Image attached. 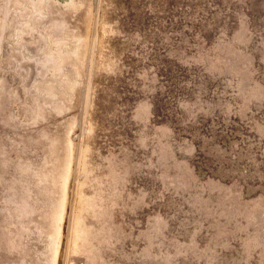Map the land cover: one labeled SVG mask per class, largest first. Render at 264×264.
Segmentation results:
<instances>
[{
	"label": "rangeland",
	"instance_id": "374dc122",
	"mask_svg": "<svg viewBox=\"0 0 264 264\" xmlns=\"http://www.w3.org/2000/svg\"><path fill=\"white\" fill-rule=\"evenodd\" d=\"M30 2L0 0L3 246L15 225L30 245L47 242L41 210L69 116L73 178L55 264H264V0H89L79 77L57 54L73 44L60 20V37L37 29L43 8ZM73 2L85 19L88 0ZM85 151L106 203L103 225L84 218L72 247Z\"/></svg>",
	"mask_w": 264,
	"mask_h": 264
},
{
	"label": "bare ground",
	"instance_id": "6f19581e",
	"mask_svg": "<svg viewBox=\"0 0 264 264\" xmlns=\"http://www.w3.org/2000/svg\"><path fill=\"white\" fill-rule=\"evenodd\" d=\"M73 1L74 0H68V1H65V3H63V4L53 2L52 0H42V1H40V0L36 1L35 0V2H33V3H31L32 2L31 1L30 6L32 7V10H34L35 7H37V6L39 7V9H40V7H42L43 12H37V13H40L41 16L44 15V17L36 16V18H34V19L31 18V24H33L35 27H37V29L38 28L42 29L44 27L47 28V27L52 26V28L50 30H48L47 32L51 33V36L55 35V36L60 37V35H61L60 32L58 31L56 33L54 31V28H53L54 27V23H53L54 18H56V19L58 18V20H60L61 25L59 26V30H61V33H62L61 37H63V40L65 41V43L71 41L73 44H72L70 50L61 49V51L58 50L57 54L61 55L62 61H65L64 59H66V61H67V59H69L68 61L72 62L71 64H72L73 68L70 67L71 68L70 71H73L74 76L79 77L80 70H81V59H82L83 53L85 51L86 33L88 30L91 15H90L89 0H88V6H87V16L85 17V19L82 16V12L80 11V10H82L83 4L74 3ZM16 4H17V2L15 3V5ZM18 4H20V2H18ZM37 13L34 12L33 14L35 15ZM108 24H109L108 20L103 16V18H101V21H100V32L102 34H106V32H108V29H109ZM64 26H66V29H69L67 27H71L73 33L70 34L69 31L65 32L63 29V28H65ZM90 26H92V25H90ZM93 31H95V30H93ZM63 32H65V34ZM103 49H104L103 46L99 47L97 57L100 60L97 61L98 65L101 64L103 51H104ZM69 53H71V55ZM88 58H89V56H88ZM58 64H57V67L62 66L60 72L68 71V70H66V67H67L66 65H62L61 63L59 65ZM85 68H86V66H85ZM98 71H99V68L97 70V73H98ZM61 74L64 75L65 73H61ZM86 81L87 80H85V82ZM70 91L74 92L73 95H71L72 96L71 98H73V103H74V101L76 103L77 98H78L79 88L77 87V85L74 84V82L71 83ZM51 99L52 98H50V102H51ZM63 109L65 110V106L60 108V110H63ZM90 119H91V116L89 114L88 122H90ZM61 122H62V124H60V126L57 127L58 131H59L58 132V138H59L58 152L55 156L54 163H53L52 167L50 168V170H51L50 173L52 176L51 177L52 182H51L49 192H48L47 196H45L46 202L50 201V203L48 205L43 206V209L41 210V216H40V218L42 220V227H43L42 229L44 230L45 233H47V237H46L47 242L45 243L44 246H39L37 243H34L35 241L32 242L30 245V243L28 241H26V239L24 240V238H23L24 236H22V231H21L22 229L19 230V227L17 225H15L14 226V232L12 234L11 244L9 246H3V231H2V224H1V218H0V262H2V263H3V260H6L8 262H11L12 260L16 261V262H24L23 264H55V262H56L55 247H60L61 237L64 234L63 230H62V226H63V222H64L65 216H66V206H68L67 203L70 199V198L68 199L67 188H68V181L70 179L69 177L71 174V163L73 160V156H72L73 143H72V139L69 137V133H70V131L74 125V121H73L72 117L67 116V117L63 118V120ZM84 144H86V141L84 142ZM75 150H76V148H75ZM90 164H91V160L89 159L88 154L85 151L82 155V166H83V171L86 174H85V177H84L81 185L77 188L75 187V195L77 197V203H76V206L74 207L73 212L71 214L69 213L70 214L69 222L67 221L68 226H67V231H65V233H66L65 236H67L66 237L67 238L66 239L67 245H68V243H70V244H72V247L81 246V244L79 243V240H80L79 239V233H82L80 231H81V229H84L83 228L84 227L83 226L84 218H86L85 219L86 225L91 229H94V223H101L102 224V220L100 218V215L102 214V207H103L104 203H106V202H102V199H101L102 195H99V193H98L99 189L95 185V182H94L95 175L92 173L93 171L91 172V179L89 181V177L87 175L89 173V171L86 169L88 166H90ZM89 169H90V167H89ZM71 175L73 178V174H71ZM73 181H74V179H73ZM84 183L85 184L88 183L86 188L84 187ZM88 191H91V192L89 193ZM92 193H93V196H92ZM88 195L89 196L91 195L92 197H94V199L96 198L97 200H99V202H97V205H94V207H92V205L88 203V200H87ZM111 211L112 210H110L109 212L111 213ZM17 212H19V211H17ZM112 215H113V213H112ZM0 216H1V214H0ZM87 220H88V222H87ZM23 224H24V222H23ZM25 226H27V225H25ZM71 230H72V233H70ZM32 239L34 240L35 238L32 237ZM32 239H30V240H32ZM225 254H227V253H225ZM221 258H223V257H221ZM224 258H225V256H224ZM236 260H238V259H236ZM240 261H241V258H240ZM233 264H235V263L233 262Z\"/></svg>",
	"mask_w": 264,
	"mask_h": 264
}]
</instances>
